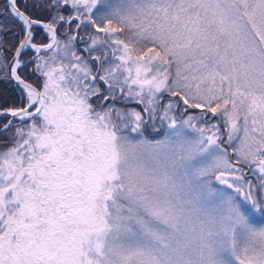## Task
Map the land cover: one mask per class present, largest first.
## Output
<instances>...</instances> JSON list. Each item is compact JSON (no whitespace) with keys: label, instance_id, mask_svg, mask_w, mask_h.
<instances>
[{"label":"snow or ice","instance_id":"obj_1","mask_svg":"<svg viewBox=\"0 0 264 264\" xmlns=\"http://www.w3.org/2000/svg\"><path fill=\"white\" fill-rule=\"evenodd\" d=\"M0 264H264V0H0Z\"/></svg>","mask_w":264,"mask_h":264}]
</instances>
